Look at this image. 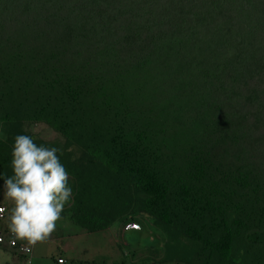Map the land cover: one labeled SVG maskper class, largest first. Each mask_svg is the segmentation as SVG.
Wrapping results in <instances>:
<instances>
[{"label": "trees", "instance_id": "obj_1", "mask_svg": "<svg viewBox=\"0 0 264 264\" xmlns=\"http://www.w3.org/2000/svg\"><path fill=\"white\" fill-rule=\"evenodd\" d=\"M19 134L59 150L76 228L264 264V0H0V183Z\"/></svg>", "mask_w": 264, "mask_h": 264}, {"label": "clouds", "instance_id": "obj_2", "mask_svg": "<svg viewBox=\"0 0 264 264\" xmlns=\"http://www.w3.org/2000/svg\"><path fill=\"white\" fill-rule=\"evenodd\" d=\"M58 151L56 147L38 144L31 135L15 137L11 161L14 175L5 184L0 183V249L3 251L0 259L4 264H93L86 247L98 243L94 239L99 235L90 231V227L78 228L83 233L76 234L70 216L66 230L63 229L61 217L73 196L71 178ZM150 229L151 224L147 226L145 221L135 218L122 226L121 233L110 236L104 247L122 243L123 256L132 255L139 260L134 264H139L146 257L141 241L137 242L136 254H132L128 238L131 233L142 236ZM107 231L101 235L107 238ZM200 250L199 244L183 247L178 251L183 258L179 259L180 263L201 264ZM149 257V264H165L163 255L155 254L152 248Z\"/></svg>", "mask_w": 264, "mask_h": 264}, {"label": "rangeland", "instance_id": "obj_3", "mask_svg": "<svg viewBox=\"0 0 264 264\" xmlns=\"http://www.w3.org/2000/svg\"><path fill=\"white\" fill-rule=\"evenodd\" d=\"M230 38L226 39L225 41H229ZM29 129H31V132L33 133V135L35 137L44 139L48 142H61L62 139L60 138V136L58 134H56L55 132H53L52 130L48 129L47 127L43 126V125H34L32 127H30ZM257 137V135H254ZM263 153V152H262ZM62 220H63V229L66 230L67 224H68V220H69V215L68 213H64L62 215ZM1 227V225H0ZM76 234H81L83 232H81L78 228H76ZM99 236H97L94 241H98L100 242H105L106 244H108L106 241H104V238L101 237V233H98ZM153 229H150L149 231H144L142 233V236H140V233H131V235L128 238L129 243L131 244V248L130 251L133 254H136V252L138 251V249L136 248L137 242L140 240L141 241V246H142V252L145 254L147 252H150V248H152V244H153ZM141 237V238H140ZM86 240H89V238H86ZM120 248H123V244L122 243H118L115 244V246H110V247H105V253H106V258H101L98 259L96 264H110L107 259L109 261H115V264H121V261H123L125 264H134L135 261H139L138 258L133 259L134 257L131 255L129 257H122L121 260V251ZM116 252H119L117 257L115 258V254ZM0 253L3 254V251L0 249ZM147 256V255H146ZM96 258V257H95ZM149 259L147 261L146 264H149ZM51 263V262H50ZM0 264H4L3 260L0 259ZM139 264H143L142 262Z\"/></svg>", "mask_w": 264, "mask_h": 264}]
</instances>
